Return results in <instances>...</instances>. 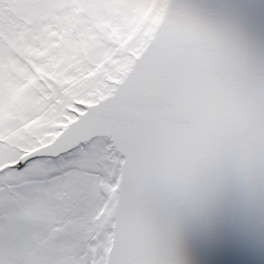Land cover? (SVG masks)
<instances>
[{
	"label": "snow or ice",
	"instance_id": "obj_1",
	"mask_svg": "<svg viewBox=\"0 0 264 264\" xmlns=\"http://www.w3.org/2000/svg\"><path fill=\"white\" fill-rule=\"evenodd\" d=\"M264 242V0H0V264H226Z\"/></svg>",
	"mask_w": 264,
	"mask_h": 264
},
{
	"label": "water",
	"instance_id": "obj_2",
	"mask_svg": "<svg viewBox=\"0 0 264 264\" xmlns=\"http://www.w3.org/2000/svg\"><path fill=\"white\" fill-rule=\"evenodd\" d=\"M233 236H238V239L235 240L236 244L232 243L233 247L229 249L228 255L224 258L238 255L243 257L240 260L250 264V259L254 255L264 256V242L260 241L257 234L249 233L247 229H234L229 231L227 237L233 238ZM205 243L206 241L203 237L198 235L193 237L192 245L198 253L201 264H212L213 258L207 254Z\"/></svg>",
	"mask_w": 264,
	"mask_h": 264
},
{
	"label": "bare ground",
	"instance_id": "obj_3",
	"mask_svg": "<svg viewBox=\"0 0 264 264\" xmlns=\"http://www.w3.org/2000/svg\"><path fill=\"white\" fill-rule=\"evenodd\" d=\"M247 230H248L249 233L256 234L252 229H247ZM237 239H238V236H233V238L232 237H227L228 249L233 247L232 243L236 244L235 240H237ZM240 259H243V257L238 256V255H233L231 258H229V257L228 258H224V260L226 261V264H248L246 261L240 260ZM250 264H264V256L254 255L250 259Z\"/></svg>",
	"mask_w": 264,
	"mask_h": 264
}]
</instances>
